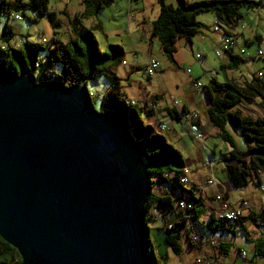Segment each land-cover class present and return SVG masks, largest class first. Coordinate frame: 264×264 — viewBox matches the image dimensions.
<instances>
[{
    "label": "water",
    "instance_id": "water-1",
    "mask_svg": "<svg viewBox=\"0 0 264 264\" xmlns=\"http://www.w3.org/2000/svg\"><path fill=\"white\" fill-rule=\"evenodd\" d=\"M149 187L122 118L85 85L0 70V238L19 264H152Z\"/></svg>",
    "mask_w": 264,
    "mask_h": 264
},
{
    "label": "trees",
    "instance_id": "trees-1",
    "mask_svg": "<svg viewBox=\"0 0 264 264\" xmlns=\"http://www.w3.org/2000/svg\"><path fill=\"white\" fill-rule=\"evenodd\" d=\"M47 1L0 0V15L8 21L10 12H18L25 17L27 22H31L33 20L25 16V12L30 10L38 16H44L49 25L54 27L55 13L48 11ZM112 1L83 0L85 9L82 14L85 15L90 3L93 5L91 10L96 11L108 6ZM155 2L158 13L150 24V35L156 37L161 52L172 64H174L172 56L175 52L176 41L182 39L186 44H189L198 29L204 26L196 20L198 14L212 13L216 18L213 25L223 27V33L229 34L225 28L239 23L243 10H254L256 7H261L258 1L253 0H197L191 2L155 0ZM7 21L0 27L1 71L10 70L17 75L28 74L33 80L63 85L74 83L85 85L87 81L102 77L105 90L100 95L97 111L112 110L122 118L137 145L144 170L149 178V193L143 203V212L145 247L152 264H161L165 260L159 247H165L174 255H179L181 253V238L184 235L187 239L189 235L196 236L195 232L191 233L190 228L184 225V221L201 226V231L203 227L208 236L218 231L220 226L225 229L224 224L241 227L244 230L243 226L246 223L262 229L264 234V208L232 221L215 218L210 213L204 226L198 222L197 217L203 212V204L199 197L193 195L194 188L191 185L188 186L179 181V176L185 165L180 153L163 135L156 133L150 124L145 123V117L152 115L151 108L144 107L145 103L143 106L132 105L122 94L119 78L109 70L110 65L106 64L110 61V54L99 51L94 35L90 30L80 25L78 15H74L68 22L73 28L77 26L80 28L79 33L82 34V39L85 41L84 49L79 45L77 35L75 40L72 39L64 44L52 45L51 41L50 46H47L49 40L46 38L44 42L33 43L21 36L23 42L20 45L23 46L13 48L9 42L15 33ZM245 45H249V43ZM109 50L114 55H118L117 61L120 60L121 49L119 46L110 45ZM228 57L234 67L250 59V57H233L230 54ZM14 59L19 63V71L13 63ZM55 65L59 67L58 71H55ZM204 88L207 90L208 97V107L205 110L207 120L211 126L217 129L216 137L229 147L226 152L219 153L227 181L235 189L244 187L247 183L257 186L259 180L256 172L264 164V113L253 117L242 113L239 105H247L258 98L262 103L259 105L264 109V79L251 76L249 81L243 85L209 79ZM89 96L91 99L92 95L89 94ZM181 109L185 110L184 107ZM168 113L170 117L180 119L175 109ZM198 120L197 115L195 122L199 125ZM230 132L242 140L243 147L241 149L235 146ZM252 177L255 179L252 180ZM153 184L169 186L176 196L172 198L168 191L160 194L153 193L151 191ZM174 201L176 206H174ZM179 202L184 203L182 207L178 206ZM155 219L160 221L157 226L152 224ZM217 244L219 243L217 242ZM253 244L255 251L260 252L261 244H264V241L258 237ZM19 262L16 250L0 238V264H19Z\"/></svg>",
    "mask_w": 264,
    "mask_h": 264
},
{
    "label": "crops",
    "instance_id": "crops-1",
    "mask_svg": "<svg viewBox=\"0 0 264 264\" xmlns=\"http://www.w3.org/2000/svg\"><path fill=\"white\" fill-rule=\"evenodd\" d=\"M138 1L143 3L140 7ZM82 2L83 0H78L80 8L77 11L74 9V15L83 13L85 8ZM66 6L67 3H63V5L59 6L52 5V7L48 6L47 4L48 11L55 13V25L54 27L49 25L51 37L49 39L46 37H38V33H36L38 41L37 39L31 41L27 39V41L40 43L41 38H46V40H49L47 46H50L51 41L53 42L52 45H56L67 43L72 39L75 40L78 30L73 28L70 25V22H68L74 15H69L64 12ZM106 7L108 9V12L106 13L110 14L108 18L112 20V23L107 25V27H100V31L104 37V41L102 43L103 51L110 54V61H108L106 64L110 65L109 70L113 72L117 78H119L120 91L127 99L135 100L138 106H143V103H145L144 107L151 108L152 115L150 117H145V123L152 126L154 116L159 117L160 120L165 123L166 131L159 132L154 126L152 127L153 130L164 137L167 136L165 139L168 141L173 138V135L177 136L175 127L171 124V122H179L181 125H183V123L180 119L178 120L170 117L168 113V111L174 109L170 104L169 99L174 98L175 100L179 101V106L188 110H194L197 113L199 119V129L202 131L204 139L210 136L216 137L217 129L210 125L205 114V110L208 107V97L207 90L204 88V86L208 84L209 79H214L216 82H235L238 85H243V83L248 82L251 77L247 78L242 75L239 71V68L237 67L238 65L236 67L232 66L228 55L230 54L233 57H240L239 49L244 48L245 51L251 55L250 59L256 58L257 56L254 55L255 51H247L246 47L249 45L245 44H251L252 42H255L256 45H258L262 40V37L259 35V33L253 30L250 37H242L245 35L243 32V29L246 27L245 25L242 26L239 24L238 28L236 27L237 24H234L230 28H225L227 33L233 36L234 42L227 54L216 57L212 51L218 46L219 41L226 33H223V27H219L217 31L211 29V26L216 22V18L212 13H210L209 18L203 21H198L204 26L198 29L197 33L191 38V42L189 44H186L182 39L177 40L182 41V43H184L191 51L194 50L192 58H195V54H199V56L195 59L203 58V63H199L198 70L194 68V64H192L191 68L185 67L183 59H179L175 56V53L177 52L176 49L172 56L174 61V64H172L161 52L159 41L156 39V37H152L150 35V24L158 13V7L155 5L154 0H113L112 3ZM106 7H103L102 9H105ZM86 12L89 13L90 9H87ZM260 13L261 10L258 11L257 14ZM30 19L34 20V16H32ZM83 20H89V22L92 21L91 18L85 17ZM6 21L7 20L4 19L2 15H0V27H2V24ZM8 21L16 20L10 19ZM82 22L83 21H81V23ZM98 26V21H96L94 23H89L87 28H98ZM84 28H86V26ZM240 37L242 40H240ZM155 41L157 42L158 48L160 50V54H158L156 58L152 54V47ZM12 42L15 44L18 43V41L14 42L13 40ZM98 45L99 44L97 43V47ZM110 45H116L120 47V60L117 61L116 59L118 58V55H114L109 50ZM141 49H143L144 52V59L141 61H137L136 58H134L132 61L125 59L126 55H130L131 58L136 57L138 54H140ZM207 54L213 56V59L215 60L213 66L212 64L214 60L212 58L207 59ZM149 60H155L158 64V69L150 76L144 72L145 66ZM163 62L165 63L166 67L169 68L168 70H171L172 72H175L179 66H184V68L180 69H182L188 76L190 89H192L194 95L192 94L187 98L186 93L182 90V88L176 86V84H179L178 82L174 81L173 78L170 81H168L167 78H164V70L162 68ZM186 68L189 69L188 72H185ZM233 70H238V74L233 75ZM218 71H221V75H219L220 73ZM138 72L142 74V80L136 79L138 78ZM205 72H208V76H206ZM201 75L206 76L204 82L199 81ZM255 76L258 77V79H264L263 73L261 74L260 72H257ZM156 79L160 80L161 85H154L153 81ZM122 80L126 81L125 85L121 84ZM168 82L174 84L175 87L173 89L168 87ZM195 82H198L199 85L196 86L194 84ZM150 85H153L155 89H150ZM162 86L164 87V91H162ZM199 88L202 90L203 98H201L202 96L199 95ZM102 89L105 90V83L103 80ZM88 93L94 95V93ZM201 104L204 115H201L200 111L197 109V106H200ZM170 131L173 133H168ZM197 143L199 144V153H201V150L206 153L205 159L202 158V155H198L196 151L194 156L183 160L189 169V182L187 185H191L194 188L192 191L193 195L199 197L203 204V212L197 217V220L201 225L204 226L206 224V220L210 213L214 217L215 210L218 208V202L213 199V196L218 193L222 195V198L229 204L230 208H239L242 211L244 217L249 215L251 212H257L264 208V197L255 199L254 196L249 195L254 194L252 189H254L253 187L255 185L252 183H247L246 186L235 189L229 184L223 171V162L221 161L220 155H218V157L216 156L213 144L212 146H204L203 139L202 141H197ZM224 148V152L229 149L228 145ZM205 161L210 162L211 166L208 167L204 165ZM263 173L264 164L261 165L256 172V176L259 180L257 185L259 191H261V186L264 187L261 177ZM210 175H212L214 179L213 183L210 185L205 184L206 178H208ZM254 179L255 177H252V180ZM249 185L251 187L253 186L251 190H248ZM164 192L166 191L163 189L160 193ZM187 226L190 228L191 233L195 232L197 238H199L198 240H201V243L194 241L191 235L188 236V239L184 235L180 242V255L185 252V254L188 253V257L186 256V261H180L179 264H194V258H203L204 256H207L211 260V264H264V244H261L262 247L260 252L255 251V246L253 244L254 240L258 237L262 238L264 241L263 230L256 228L252 224L247 223L244 225V230L241 227L228 224H224L225 229H222V226L218 227L219 230L212 234V237H214L219 243L215 246H211L209 244L208 239L211 235H204L201 231V226L192 222L190 224L188 223ZM197 232H199V235ZM239 232L241 235L238 236L237 239L236 234ZM243 241L248 242V249L242 245ZM159 251L161 254H164L165 259H167L168 254L171 253L169 249L162 246L159 247ZM239 252H244V256L241 257ZM224 256L226 257V263L223 262L224 258L222 257ZM238 259H241L239 260L241 262H238Z\"/></svg>",
    "mask_w": 264,
    "mask_h": 264
},
{
    "label": "rangeland",
    "instance_id": "rangeland-1",
    "mask_svg": "<svg viewBox=\"0 0 264 264\" xmlns=\"http://www.w3.org/2000/svg\"><path fill=\"white\" fill-rule=\"evenodd\" d=\"M145 1H150V0H145ZM155 1V0H154ZM187 1H197V0H187ZM253 1H258L261 4V7H256L253 10H243V14H242V18L240 20L239 23H237L236 27L239 28V24H241L242 26L245 25V29H243V32L245 35H243L242 37H250L251 36V32L254 30L257 33H259V35L262 37L261 42L256 45L255 42H252L251 44H249V46L246 47V50L249 52H254L256 48H259L262 52L261 56L253 58V59H248L245 60V62L238 64V68L239 71L242 75H244L247 78H250L251 76H255L257 72H261L264 74V0H253ZM48 6L52 7V5L55 6H59V5H63V3H67V6L65 7L64 12L66 14L69 15H74V9L79 10V4H78V0H48ZM84 5V2H82ZM139 7L141 6L140 1H138ZM156 5V2H155ZM92 3H90V6H88L87 8L90 9L89 13H85V15L83 14H76L79 16V20H80V25L85 27L87 30H90L92 32V34L94 35V38L96 39L99 48V51L102 52L103 51V46L102 43L104 41V37L101 33V29L100 27H107V25H109L110 23H112V20L109 17L110 14L106 13L108 12L107 7L105 9H99L96 11H92ZM157 6V5H156ZM263 6V7H262ZM261 10L260 14H257L258 11ZM33 14V15H32ZM25 16L28 17H32L34 16V20L31 22H27L25 17H23L21 20L19 21H8V24L12 27V29L14 30L15 35H12V39L10 40V45L11 47H19V46H23L20 45V43L15 44L12 42V40L14 42H19L21 39V36H24L25 39H28L29 41L37 39L38 38L36 36V33H38V37H46L47 39H49L51 37L50 31H49V22L47 21V19L44 16H38L35 13H32V11L28 10L25 12ZM210 13H200L196 16V20L197 21H203L207 18H209ZM85 18H91L92 21L89 22V20H83ZM110 19V20H109ZM81 21H83L81 23ZM98 21V28H92V29H88L87 27L89 26V23H94ZM250 25V26H249ZM78 30V33L80 31V28L77 26L75 27ZM63 30V29H62ZM77 33V40L79 45L84 49V45H85V41H83L82 39V34H78ZM240 40L241 37H240ZM143 43V42H142ZM143 46V44H142ZM144 49V48H143ZM143 49H141L140 54H138L136 57L131 58L130 55H126L125 59L128 61H132L134 60V58L137 59V61H141L142 59H144V52ZM175 49H176V53L175 56L179 59H183L184 61V65L185 67L191 68L192 64H194V68L199 70V63H203V58H192V54L194 53V50H190L188 47H186V45L184 43H182V41H177L175 43ZM11 52V51H10ZM132 54V53H131ZM152 54L153 56L156 58L158 56V54H160V50L158 48L157 42L155 41V43L153 44L152 47ZM11 55V53H10ZM207 59L212 58L213 56L210 54H207ZM214 60V59H213ZM14 65L16 66V68L19 71V63L17 62L16 59L13 60ZM215 60L212 64V66L214 65ZM181 65V64H179ZM211 66V67H212ZM55 67V71L59 70L58 66H54ZM162 68L164 70L163 76L164 78H167L168 81H170L172 78L174 79V81L178 82L179 84H176L177 87H181L182 90L186 93L187 98L190 95H194V92H192V89H190V83H189V78L188 76L184 73V71L180 68H184V66H179V68L176 69L175 72H172L171 70H168L169 68L166 67L165 63H162ZM193 71V70H192ZM238 70H233L232 73L233 75H237ZM221 75V71H218ZM206 76H208V72H205ZM138 80H142L143 78L141 77L142 74H140V72H138ZM205 75H201L199 78L200 82H204ZM145 81V80H144ZM154 85H161L160 80L156 79L153 81ZM235 83V82H234ZM241 83V82H239ZM122 85L126 84L125 80L121 81ZM172 83H167V86L170 88H174V84ZM85 87L87 88V91L90 93H94V95L91 96V102L93 104V107L98 110V106L100 104V95L102 94V77H97L95 80L92 81H87ZM150 89H155L153 87V85H150ZM162 91H164V87L162 86ZM199 95H201L203 98V94H202V90L199 88ZM97 93V94H95ZM177 99V98H176ZM197 100V99H196ZM261 103V101L257 98L254 99V101L252 103L249 104H241L239 105V109L242 113L244 114H249L253 117L259 116L261 114L264 113V109L259 105ZM262 104V103H261ZM197 109L200 111L201 115H204L203 112V107L202 104L200 106H197ZM171 124L175 127V132L176 135H173V138L170 139V141H167L180 153L182 159H186V158H190L191 156H194L196 154L198 155H202V158L205 159L206 157V153L204 151H200L201 153H199V148H198V143H197V139L194 138V136H192L186 129L185 125H181L179 122H171ZM165 130H163L162 132H165ZM168 133H173L172 131L168 132ZM234 144L238 149H241L243 147V142L240 139L239 136H237L236 134L230 132ZM167 138V136H165ZM202 141V140H201ZM203 144L204 146H214L215 148V154L218 157V153H223L225 151V148L227 145L225 142H223L222 140H220L218 137H214V136H210L207 137L206 139L203 138ZM262 180H263V185H264V173L263 175H261ZM253 187V186H252ZM250 185L248 186V190H251L252 188ZM254 189H252L254 191V194H249L250 196H254L255 199H260L262 197H264V192L259 191L258 187L255 185L253 187ZM165 190L170 192L172 198H174L175 193L170 190V187L167 185H152L151 191L155 194H160L161 190ZM247 203V202H246ZM174 206H176V202L174 201ZM251 206V205H249ZM160 221L155 219V222H152L153 226H157L159 225ZM184 225L186 227H188V221H184L183 222ZM202 231L204 235H207V232H205L204 228L202 227ZM241 233H237V239L238 236H240ZM193 239V238H192ZM199 239V238H198ZM194 238V241H198L199 243H201V240H198ZM242 245L248 249L249 248V244L247 241H243ZM188 257V253L185 254L182 253L181 255H174L173 253H169L167 259H165L163 261V263L161 264H175V263H180V261H186V258ZM190 257V256H189ZM224 258V263H226V257H222ZM228 259V258H227ZM241 259H238V262ZM162 262V260H161Z\"/></svg>",
    "mask_w": 264,
    "mask_h": 264
},
{
    "label": "built area",
    "instance_id": "built-area-1",
    "mask_svg": "<svg viewBox=\"0 0 264 264\" xmlns=\"http://www.w3.org/2000/svg\"><path fill=\"white\" fill-rule=\"evenodd\" d=\"M9 18L12 20L19 21L23 18V16H21V14L18 12H10ZM218 29H219V27H217L216 25L212 26V30L217 31ZM44 41H45V38L40 39V42H44ZM21 42H23V38L20 39L18 44ZM233 42H234V38L231 34H224V36L219 41L218 46L213 50L214 55L218 57V56H221V55H224L225 53H227L229 51L231 45L233 44ZM239 53H240V57H246V58L251 57V55L248 52H246L243 48L239 49ZM261 54H262V52L260 49L255 50V53H254L255 56L258 57V56H261ZM198 56H199V54L194 55V57H198ZM157 69H158L157 62L155 60H149L145 66L144 72H145V74L150 76ZM188 71H189V69L186 68L185 72H188ZM195 84L198 85V82H195ZM128 102L132 105L136 104L135 100L128 99ZM169 102L172 105V107L175 109V111L178 113L180 120L186 126L188 132L192 136H194L195 139H197L198 141H201L203 139V133L199 129V125L195 122V120L197 118V114L192 110H186V109L182 110L181 106H179V101L175 100L174 98H170ZM153 126L159 132H162L166 128L165 123L162 122L160 120V118L156 117V116H154V119H153L152 127ZM204 165L210 167L211 163L208 161H205ZM188 175H189V169L186 165H184L182 168L181 175L179 176V181L183 184H188V182H189ZM213 181H214V179H213L212 175H210L208 178H206L205 184L210 185L213 183ZM260 190L262 192H264V187L261 186ZM213 199L218 202V208L215 210V213H214L215 218L226 219V220L232 221L238 217L244 216L242 214V211L239 208H230L229 204L222 198L221 194H219V193L215 194L213 196ZM183 204H184L183 202H179L178 206L182 207ZM192 238L197 239L196 236H194ZM208 242L211 246H215L217 244L216 239L214 237H212V235L209 236ZM239 255L241 257H243L244 252H239ZM193 263L194 264H211V260L207 256H204L203 258H194Z\"/></svg>",
    "mask_w": 264,
    "mask_h": 264
}]
</instances>
